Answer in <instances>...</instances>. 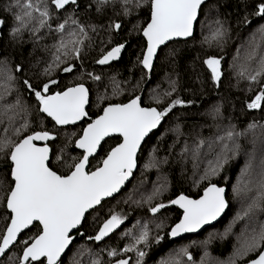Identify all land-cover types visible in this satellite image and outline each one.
Listing matches in <instances>:
<instances>
[{
    "label": "snow or ice",
    "instance_id": "obj_1",
    "mask_svg": "<svg viewBox=\"0 0 264 264\" xmlns=\"http://www.w3.org/2000/svg\"><path fill=\"white\" fill-rule=\"evenodd\" d=\"M50 3L54 5L53 9L49 8L45 0H16L15 5H10L7 9L14 12L15 26L9 33L13 40H21L27 30L34 37V43L38 42L44 38L38 33L45 28L48 33L58 34V39L51 45L54 50L51 53V61H45V66L37 71V77H46V81L41 80L36 86L28 79L21 82L34 96L37 112L44 114L39 125L40 130H30V124L25 119L19 127L13 128V135L17 139H10L7 135L0 138V156H4L8 161L7 185L0 196V207L3 208L0 218L5 221L3 229L0 230V264H63L62 254L69 249L75 236L84 235L80 229L86 216H92L99 221V214L109 203L108 198L119 192L132 175L136 167L137 151L145 137L160 126L169 113H173L174 108L192 103L181 99L178 94L167 102L163 100L178 93L180 86L179 73L176 71L177 58L180 55L177 45L181 40L186 44L187 38L193 36L194 24L198 17L203 14L207 18L213 10L216 18L209 25L210 37L206 36L204 42L207 43L211 39L222 47L228 34L226 19L220 18L222 0H94L97 14H103L106 8L117 3L119 11L116 15L125 18L138 12L144 5H147L149 13L143 25L137 18L127 30V39L121 38L115 44L111 34H118L122 24L120 21H110L105 29L109 34L108 39H102L98 46L100 54L94 59L96 65H110L111 62L121 59L127 49L138 47L132 65L140 67L142 72L140 80L133 85V92L141 86L145 77L151 78L150 74L157 61L171 68V72L166 74L168 89L163 92V98L159 95L152 97L154 103L162 105L161 107L144 106L141 96L133 94L126 103L109 102L99 112L90 114L89 87L79 78L69 84L60 85L52 77V73L56 69L64 73H73L75 70L81 76L91 79L93 83H102V76L86 71L83 64L85 48L92 47L89 31L98 34L97 25L80 22L75 13V9L79 7L78 0H50ZM240 6L246 9L241 22L248 23L245 0H240ZM69 8L73 9L71 13ZM56 10H63L68 14L62 21L56 22L53 28V13ZM251 14L264 19V0L251 9ZM0 25H3L2 20ZM260 34L264 40V26L261 27ZM134 35L140 37L137 44L130 43ZM106 44L111 47L106 48ZM45 48L48 46L45 45ZM258 48L259 45L254 43L247 57L249 61L256 57ZM221 59L222 57L210 55L203 60V64L211 73L213 86L217 89L222 84ZM74 61H81L79 67ZM61 65L64 66L61 68ZM16 71H21L20 65H16ZM195 75L198 79L199 73ZM239 75L260 87L251 102L247 103V108L264 110V55L260 56L251 71L242 69ZM4 76V82L0 83V101L9 95L12 82L17 80L8 69H5ZM109 80L113 95L120 94V82L115 76ZM50 85H57L60 90L50 91ZM248 90H252L251 85ZM107 99L106 94L98 93L97 105ZM20 107L21 101L17 95L14 104H4L5 115L9 110ZM223 107L222 102L214 106L213 119L223 118ZM14 118V115L8 117L9 121ZM48 118L53 128L57 129L56 133L44 127L43 120ZM81 121L83 124L80 125L78 133L66 129V126L77 125ZM257 127L264 130V125H258L256 122L248 124L247 129L241 132L235 131V127L230 125L223 136L217 137L220 152L216 156L215 165L205 171L202 179L210 180L212 176L218 175L224 164L241 151L239 137L248 132L254 134ZM174 131L179 135V126ZM22 133L27 134L21 135ZM60 133H63V144L57 153L50 155L48 142L56 140ZM36 142L43 143L41 145ZM202 143L201 141V145ZM73 144L74 149L82 150L77 155L67 151ZM211 146L210 144L209 147ZM254 151L253 148V152L248 153L250 158L243 175L251 177ZM166 162L167 158L163 161L154 160L155 165ZM166 187V184L156 187L144 201L149 203L148 211L154 216L168 206L164 202L151 203ZM249 192H254V195L248 198L249 202L243 211L237 214L236 219L248 218L253 221L258 214H264V155L259 161L256 178L245 181L243 187H233L234 196L246 195ZM168 204L177 205L183 210L182 217L171 228L169 236L177 237L182 233L195 232L217 220L225 210V188L209 182L199 198L193 199L180 194L169 200ZM124 219L123 215L109 209L107 218L99 223L95 235H89L87 239L94 242L103 241L120 227ZM156 227L160 228L162 225L158 224ZM123 235L129 237L130 242L122 249L111 248L107 251L108 257H119L114 260V264H129V258H125V254L130 252H135V264H143L146 255L144 249L149 247L153 239L156 242L163 239L159 234L150 238L146 223L139 228L137 234L126 230ZM242 236L239 246L234 249L228 260H217L214 264H264V223L249 224L242 231ZM140 245H143V248L139 247ZM181 251L189 260L192 259L187 249ZM207 255L205 252V257ZM72 264L79 262L73 260ZM91 264H103L99 254L91 260ZM108 264L113 262L110 260ZM161 264L169 262L162 261ZM201 264H205L203 257Z\"/></svg>",
    "mask_w": 264,
    "mask_h": 264
},
{
    "label": "trees",
    "instance_id": "obj_2",
    "mask_svg": "<svg viewBox=\"0 0 264 264\" xmlns=\"http://www.w3.org/2000/svg\"><path fill=\"white\" fill-rule=\"evenodd\" d=\"M45 2L48 3L50 9L54 8L50 0H45ZM245 2L248 23L241 22L242 16L246 14V9L240 6V0H222L219 9L220 18L226 19L228 27V34L222 47L211 39L207 43L204 42L206 36L210 37L209 25L216 18L215 10L207 18L203 14L200 16L194 37L186 44L181 41L177 45L180 49L176 69L180 81L178 93H174L172 97L163 98V92L168 89L166 74L171 72V68L158 61L154 66L151 78L145 77L141 86L133 92V85L137 80H140L142 72L140 67L132 65L135 59L134 53L138 47L127 49L121 59L111 65L100 66L94 63V59L100 54L98 47L100 41L108 39L109 34L105 31L108 23L116 20L122 24V29L118 34L116 32L111 34L113 44L120 41L121 38L127 39V30L137 21V18L141 25L146 22L149 15L147 5H144L138 12H134L132 16L125 18L116 15L119 11L118 3L115 6L110 5L103 14H97L94 0H78L79 7L75 9L78 19L82 24L97 25L98 33L89 31V36L92 37V47L85 48L84 69L100 74L103 78L102 83H93L91 79L81 76L75 70L73 73H64L56 69L52 73V77L60 85L74 82L77 78L84 82L90 89V114L99 112L109 102L122 101L126 103L133 94L141 96L144 106L161 107L162 105H156L152 100L155 95L161 96L164 102H167L178 94L181 99L192 101V103L174 108L175 115L169 113L163 125L147 139L138 156V168L132 181L119 195L108 200L109 203L106 204L104 211L99 214V221L92 216L86 217L80 229L84 235L75 236L73 245L62 259L63 264H72L73 260L78 261L79 264H91V260L95 258L96 254H99L103 264H108L110 260L114 264V260L119 257L110 258L107 251L111 248L122 249L130 242V238L124 236L123 233L126 230H132L133 234H137L139 228L145 223L150 230V238L159 234L163 239L159 242L153 239L149 247L144 249L146 255L143 258V264H161L162 261H167L169 264H201L202 257L204 260H208L205 263H214L217 260L227 261L243 239L242 231L245 227L249 224L264 223V214H258L253 221H249L248 218L236 219L237 214L243 211L249 202L248 198L253 196L254 192L239 196L233 194L234 186L243 187L244 182L250 178L255 179L259 171V161L264 155V130L260 127H257L254 134L248 132L239 137L241 151L224 164L218 175L212 176L210 180L202 179L205 171L215 165L216 156L220 152V142L216 138L223 136L230 125H233L237 132L244 131L252 122L264 125V110L247 108V103L251 102L260 87L239 75L242 69L251 71L260 56L264 55V43H261L254 35L258 34V31L260 32L261 27L264 26V19L251 14V9L261 0H245ZM15 3L16 0H0V20L3 21V25H0V83L4 82L5 69L10 70L11 74L17 77V80L12 82L9 95L0 101V138L7 135L10 139H17L13 135V128L19 127L25 119L30 124V130H40L39 125L44 114L37 112V102L34 96L26 90L21 82L28 79L36 86L40 84L41 80L46 81V77H37V71L38 68L42 69L45 66V61H51V53L54 51L51 45L58 39V34L48 33V29L45 28L38 33L44 37L38 42L34 43V37L27 30L24 31L21 40H13L9 33L15 26L14 12L7 9L10 5L14 6ZM68 11L71 13L73 9L69 8ZM67 14L63 10L54 11L53 28H55L56 22L62 21ZM139 39L140 37L134 35L130 43L137 44ZM254 43L258 44L259 48L256 51V57L249 61L247 57L252 51ZM45 45L48 46L47 49ZM105 47H111V45L106 44ZM210 55L222 57V84L219 89L213 86L210 79L211 73L203 64V60ZM73 63L79 67L81 61ZM16 65H20L21 71H16ZM63 66L61 65V68ZM195 73H199L198 79ZM112 76H115L116 80L120 82L119 87L122 91L118 95H113V88L109 80ZM250 85L251 91L248 90ZM52 90L60 89L57 85H50V91ZM98 93L106 94L108 97L99 105H97ZM17 95L20 97L21 107L11 109L5 115L4 104H14ZM221 102L224 105L223 118L213 119L212 110L216 104ZM13 115L15 118L9 121L8 117ZM43 125L56 133L57 129L53 128L49 118L43 120ZM177 126L180 130L179 135L174 131ZM79 127L80 125L66 129L78 133ZM25 134L27 133L21 135ZM63 140V133H60L56 140L49 141L52 154L59 151ZM110 143L114 142L110 141ZM210 144L211 147H209ZM253 148L255 149V159L252 161L253 170L250 177L243 175V170L250 158L248 153H252ZM67 151L72 155H77L80 152L74 149V144L70 145ZM165 158H167L166 163L154 164V160L163 161ZM52 159L55 163L54 156ZM7 171L8 161L4 156H0V182H3L0 183V196L3 195L7 185ZM209 182L227 188L229 209L226 215L218 224L197 236H188L176 242L171 241L169 232L181 218V212L168 204V201L175 199L180 194L193 199L199 198ZM161 184H166V189L151 203L164 202L168 206L154 216L148 211L149 203L144 201ZM140 186L147 189L141 192L142 202L137 204L138 199H130L128 193L132 188ZM109 209L122 210L125 213L124 222L103 241L88 240L87 236L95 235L99 223L107 218ZM0 212H3L2 207H0ZM158 224H161L162 227L157 228ZM4 225V219L0 218V230ZM205 241L209 242L205 244ZM139 247L143 248V245ZM182 249H187L191 260L182 253ZM205 252L208 253L207 257H205ZM125 258H129V264H135V252L125 254Z\"/></svg>",
    "mask_w": 264,
    "mask_h": 264
},
{
    "label": "water",
    "instance_id": "obj_3",
    "mask_svg": "<svg viewBox=\"0 0 264 264\" xmlns=\"http://www.w3.org/2000/svg\"><path fill=\"white\" fill-rule=\"evenodd\" d=\"M199 19H200V16L198 17V21L194 24V32H193V36L187 38V41H188V40H191V39L194 37L195 31H196V26H197V24H198V22H199ZM181 41H183V40H181ZM119 60H120V59H119ZM119 60H118V61H119ZM118 61H113V62H111V64H113V63H115V62H118ZM111 64H110V65H111ZM105 66H108V65H105ZM153 69H154V68H153ZM152 72H153V70H152ZM152 72H151V74H152ZM151 74H150V76H151ZM90 102H91V95H89V105H88V107L90 106ZM49 119H50V118H49ZM163 122H164V121H162V123H161L160 126H158L156 129H154L152 132H150L149 135H148L147 137H145V140H144V141H142V143H141V147H140V149H138V151H137V155H136V167L133 169L132 175L129 177V179H128V180L125 182V184L122 186L121 190H120L119 192L115 193V194L113 195V197L108 198V200L114 198V197L117 196V195H119V194H120V193H121V192L127 187V185L132 181V179H133V175H134V173L137 171V168H138V156H139V154H140V152H141V150H142V148H143L145 142L147 141V139H148L153 133H155V132H156V131H157V130L163 125ZM81 124H83V121L78 122L77 125H69V126H66V128H68V127L78 126V125H81ZM58 127H59V126H58ZM106 139H107V138H106ZM36 143L42 145L43 142H36ZM48 143H49V142H48ZM49 146H50V145H49ZM50 149H51V147H50ZM77 150H78V151H82V150H79V149H77ZM51 154H52V149H51V153H50V155H51ZM90 159H91V158H90ZM217 186H219V185H217ZM220 187H221V186H220ZM224 188H225V199H226V201H227V207H226L225 210L221 213V215L217 218V220L213 221L210 225H204L203 227H201L200 229H198V230L195 231V232L182 233L181 235H179V236H177V237H171V236H169L170 240L173 241V242H176V241H180V240H182V239H185V238L188 237V236H197V235L203 233L204 231H206L207 229H209L210 227H213V226H215L216 224H218V223L223 219V217L226 215V213H227V211H228V209H229V203H228V200H227V191H228V190H227L226 187H224ZM171 206H173V207H175L176 209H178V210L181 212V217H182L183 210L180 209L177 205H171ZM86 217H87V216H86ZM178 222H179V221H178ZM178 222H177V223H178ZM82 226H83V224H82ZM82 226H81V227H82ZM170 231H171V230H170ZM169 233H170V232H169ZM74 241H75V239L73 240V243H74ZM73 243H72L71 245H69V249L71 248V246L73 245ZM69 249H66L65 253L62 254L61 259L64 258V256L67 254V252L69 251Z\"/></svg>",
    "mask_w": 264,
    "mask_h": 264
},
{
    "label": "rangeland",
    "instance_id": "obj_4",
    "mask_svg": "<svg viewBox=\"0 0 264 264\" xmlns=\"http://www.w3.org/2000/svg\"><path fill=\"white\" fill-rule=\"evenodd\" d=\"M15 5V4H14ZM256 35V37L258 38V40L261 42V43H264V40L261 39V34L260 32L258 31V34H254ZM245 46H247V44H245ZM264 52V51H263ZM147 188L144 187V186H140V187H135V188H132L131 191L128 193V197L132 200H135V199H138V201L142 202V198L143 196L141 195V192L142 191H145ZM113 210V209H112ZM123 211H126V210H123ZM116 213H119L121 215H123L125 217V213L122 212V210H115ZM108 213H109V210H108ZM103 216V215H102ZM100 217V216H99ZM100 219V218H99ZM125 220V219H124ZM116 230H114L115 232ZM113 233V232H112ZM208 261V260H205V262ZM205 264H214L213 262H209V263H205Z\"/></svg>",
    "mask_w": 264,
    "mask_h": 264
}]
</instances>
